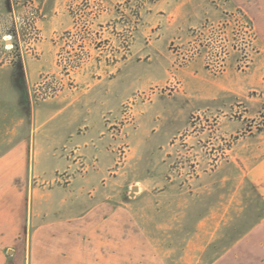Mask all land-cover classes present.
Here are the masks:
<instances>
[{"label":"rangeland","instance_id":"rangeland-1","mask_svg":"<svg viewBox=\"0 0 264 264\" xmlns=\"http://www.w3.org/2000/svg\"><path fill=\"white\" fill-rule=\"evenodd\" d=\"M262 159L264 0H0V181L23 179L26 255L102 208L168 264H264Z\"/></svg>","mask_w":264,"mask_h":264},{"label":"crops","instance_id":"crops-1","mask_svg":"<svg viewBox=\"0 0 264 264\" xmlns=\"http://www.w3.org/2000/svg\"><path fill=\"white\" fill-rule=\"evenodd\" d=\"M247 176L264 199V159ZM11 180L9 186L0 181V264H168L141 228L119 223L118 210L102 208L39 226L31 237L30 255H26L22 236L27 218L20 189L24 182L16 176ZM7 247H15L9 257L4 255Z\"/></svg>","mask_w":264,"mask_h":264},{"label":"water","instance_id":"water-1","mask_svg":"<svg viewBox=\"0 0 264 264\" xmlns=\"http://www.w3.org/2000/svg\"><path fill=\"white\" fill-rule=\"evenodd\" d=\"M10 41H8V43H9ZM138 190V188L137 187H135V189H134V191H137Z\"/></svg>","mask_w":264,"mask_h":264}]
</instances>
